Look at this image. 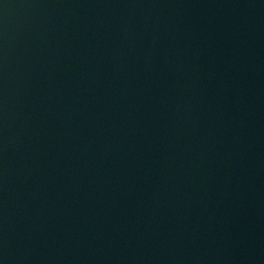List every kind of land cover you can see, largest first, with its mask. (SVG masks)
I'll use <instances>...</instances> for the list:
<instances>
[{"label": "water", "instance_id": "water-1", "mask_svg": "<svg viewBox=\"0 0 264 264\" xmlns=\"http://www.w3.org/2000/svg\"><path fill=\"white\" fill-rule=\"evenodd\" d=\"M0 264H264V0H0Z\"/></svg>", "mask_w": 264, "mask_h": 264}]
</instances>
